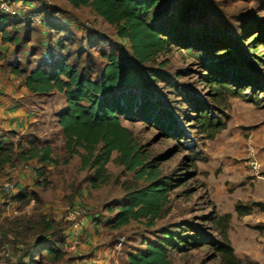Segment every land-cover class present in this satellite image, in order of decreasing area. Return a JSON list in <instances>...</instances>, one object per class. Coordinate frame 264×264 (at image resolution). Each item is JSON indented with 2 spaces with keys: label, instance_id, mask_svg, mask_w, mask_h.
I'll list each match as a JSON object with an SVG mask.
<instances>
[{
  "label": "rangeland",
  "instance_id": "rangeland-1",
  "mask_svg": "<svg viewBox=\"0 0 264 264\" xmlns=\"http://www.w3.org/2000/svg\"><path fill=\"white\" fill-rule=\"evenodd\" d=\"M6 1L19 6L21 16L12 17L0 10V17L9 19L10 32L21 38V44H5L0 34V80L18 79L12 65L33 70L53 50L59 59L72 51L70 61L93 68L94 77L107 63L104 53L119 54L129 70L124 85L115 90V97L125 106L122 125L131 130L143 163L155 166L159 171L157 181L168 184L170 190L154 226L141 219L115 228V218L127 194L149 185L148 179L137 173L142 167L129 170L115 151L106 165L109 179L94 188L95 170L84 169L80 155H71L65 146L66 138L58 124V115L67 107L64 97L58 92L40 98L34 95L31 101L36 105L31 107L38 114L37 122L18 136V143L23 147L33 141L51 143L59 164H48L44 175L34 174L28 185L20 184L9 168L0 170V264H18L20 260H32L33 264L37 259L38 264H77L89 257L93 248L87 245L93 241L92 234L86 235L88 243L76 251L64 246L73 237L66 217L76 207L85 208L99 226H95L98 238L94 237V242L98 239L117 246L124 240L113 264H128L127 255L145 250V242H159L170 230H176L179 236L188 234L191 243L184 244V249L170 250L173 264H225L215 246L227 242L242 264H264V211L257 206L246 213L237 208L239 204L245 208L264 202V0H190L195 5L187 12L193 16L192 27L206 32L210 39H184L182 42L198 44L202 49L189 52L182 45H172L147 64L139 63L128 40L120 39L116 29L90 7L77 9L68 0ZM169 1L171 6L179 3ZM201 8L207 9L206 15ZM48 11L51 19L69 23L79 35L67 49L58 42L64 33L53 34L45 25ZM88 32L100 40L89 39ZM228 47L235 48L236 55L223 53ZM204 48L215 54L208 55ZM233 58L247 62L244 72L230 69L218 73L226 76L223 86L228 89L212 83L214 63L225 64ZM248 75L253 87L241 82ZM237 88L241 95L234 94ZM204 110L225 127L210 135L199 118ZM79 151L85 153L81 148ZM13 166L21 168L22 161ZM35 166L39 165H33V173ZM7 184L9 187H5ZM20 191H36L40 201L34 197L18 201ZM43 215L51 228L44 226ZM31 218L34 223L27 227ZM16 225H25V229L19 228V237L12 232ZM103 226L107 229L102 230ZM41 241L56 244L64 250V257L56 260L47 253L37 257L36 250L41 246L32 250ZM29 248L32 253L26 256ZM104 251L99 250L101 256ZM112 252L115 258V248Z\"/></svg>",
  "mask_w": 264,
  "mask_h": 264
},
{
  "label": "trees",
  "instance_id": "trees-1",
  "mask_svg": "<svg viewBox=\"0 0 264 264\" xmlns=\"http://www.w3.org/2000/svg\"><path fill=\"white\" fill-rule=\"evenodd\" d=\"M68 1L77 9L90 7L106 23L114 27L120 39L128 40L135 59L141 64L154 61L158 55L165 52L172 45H182L190 49L189 52L194 49L195 51L202 49L198 44L191 45L189 42H182L184 39L193 40L194 37L210 39L209 34L197 30V27H192L193 16L187 14V12L190 6L192 8L195 5L190 0H179L176 6H171L169 0ZM49 11L43 21L53 34L64 33V36L61 34L58 42L60 47L67 49L72 45L73 39L75 37L79 38V35L69 23L53 21L50 18ZM200 11L205 15L207 14L206 8H201ZM10 27H12V23L9 19L6 16H1L0 34L3 42L20 46L21 38L15 37L16 35L14 36L10 32ZM193 31L197 33L194 34ZM187 32L190 34L185 36ZM88 33L91 37L92 32ZM93 35H95L94 32ZM95 37L89 39L94 40ZM96 39L100 40L99 37H96ZM254 47L251 46V49L257 50ZM234 49L228 47L223 53L234 56L236 55ZM204 50L206 52L210 51L209 48H204ZM67 53V57L64 56L59 59L54 55L53 50L46 54L47 56H43L41 62L33 70L15 64L12 65V72L22 77L27 89L36 96H48L58 92L64 97L67 107L58 115V124L66 138L65 146L71 155H80L84 169L91 168L95 170V177L92 179L94 188L99 187V182L105 183L109 179L106 165L110 162L115 151L122 155L123 163L126 164L129 170L136 171L139 167H142L137 173L140 178L148 179L149 185L127 194V199L115 218L114 227L117 229L122 228L132 221L141 219H146L150 226H154L167 204V193L170 189L168 184L157 181L159 171L154 168L155 166L143 163L138 154L139 148L132 138L131 130L122 125L121 115L126 113L124 112L125 106L115 97V90L124 85L129 70L125 69L124 64L120 61L119 54L104 53L107 63L101 74L94 77L93 68H86L83 64L78 66L75 62H71L70 58L73 53L72 51ZM214 54L208 53V55ZM255 58L257 57L255 56ZM243 65L248 64L247 62L243 64L239 58L238 60L233 58L225 64L214 63L215 67L212 65L213 70H211V73L215 78H211L212 83L228 89V86H223L225 85L223 83L226 76L218 75V73L230 69L233 71L239 69L242 73L244 72ZM249 71L253 70L249 69ZM249 81L250 76L248 75L241 82H246L248 83L246 86L253 87ZM239 91L240 89H235L234 94L241 95ZM203 112L204 114H201L199 118L210 135L216 134L225 127L220 121L215 120L209 113H206L205 110ZM79 148L83 149L85 153H80ZM31 159H36L35 161L41 164L37 168L35 166L40 177L44 175L48 164H59V161L53 156L51 145L40 147L38 143L33 141L29 149V147H23L21 142L16 144L15 142L0 141V170L7 164L14 165L18 160L29 161ZM65 162L68 163V160ZM31 197L40 201L36 191H20L17 195L18 201L28 200ZM253 206H257L264 211V202H256L245 208L242 204H239L237 208L240 211L244 209L246 213L250 212ZM42 217L44 226L51 228V223L46 221L44 215ZM32 223H34L33 218L25 225L28 227V224ZM37 224H40V222H37ZM25 225L23 227L18 225L12 227V232L16 237L21 235L19 228L23 230ZM2 232L3 229L0 226V242H2ZM164 234V238L157 243L145 242V250L131 252L128 256L129 264H173L170 258V250L176 247L184 249L186 243L191 245L188 241V234L179 236L176 230H170ZM176 239H178L177 243H175ZM36 246H41L36 250L35 255L37 257H42L45 253L54 256L56 260L64 257V250L59 249L54 243L46 245L44 241L34 245L33 250L29 248L25 255L30 256L29 253H32ZM31 250L32 252H30ZM215 250L225 264H242L229 242L216 245ZM37 260L33 264H38ZM31 261L24 263L23 260H20L18 264H30Z\"/></svg>",
  "mask_w": 264,
  "mask_h": 264
},
{
  "label": "crops",
  "instance_id": "crops-1",
  "mask_svg": "<svg viewBox=\"0 0 264 264\" xmlns=\"http://www.w3.org/2000/svg\"><path fill=\"white\" fill-rule=\"evenodd\" d=\"M18 76V75H17ZM18 76V79L12 80V81H6L1 79L0 80V141H8V142H15L18 144V136L23 135L26 133V130L30 126V128L33 126V123L37 122V116L38 114L34 113L32 110V106L36 105L33 100L34 94H32L27 87L25 86L24 79ZM39 97V96H38ZM32 98V99H31ZM40 98V97H39ZM30 100V101H29ZM29 101V103H28ZM40 147L42 146H48L51 145V143L47 142H38ZM30 145H27L26 147H29ZM52 146V145H51ZM36 159H31L29 161H26L27 165L25 164L20 168V166H13L12 174L15 175L16 179H19L20 184L28 185L33 175H38V173L34 169L33 173V165H39L40 163H37L35 161ZM24 161V160H23ZM22 161V163H23ZM10 165V164H7ZM19 169H22L21 171ZM93 222V223H92ZM97 223L94 220V217L90 219L88 226L85 229L86 235L92 234L90 238H92V242H89L87 245L93 248L91 254L89 257L84 258L83 261L86 264H113V260L116 261L118 259L119 254L122 252L121 250H118L116 248V245H112L111 242H97L98 239L94 242V237L96 236V230L95 226L98 229L99 226L96 225ZM99 224V223H98ZM107 229L106 226H103L102 230ZM98 238V237H97ZM88 243V242H86ZM85 243V244H86ZM108 248V249H107ZM115 248V258L113 252L111 251ZM101 249H105V253L100 255ZM120 249V248H119ZM109 251V252H107ZM137 252V251H132ZM111 253V254H110ZM105 255L106 259H102V257ZM117 255V256H116ZM111 256V257H110ZM127 255V263L129 264V259ZM112 260V261H111Z\"/></svg>",
  "mask_w": 264,
  "mask_h": 264
},
{
  "label": "built area",
  "instance_id": "built-area-1",
  "mask_svg": "<svg viewBox=\"0 0 264 264\" xmlns=\"http://www.w3.org/2000/svg\"><path fill=\"white\" fill-rule=\"evenodd\" d=\"M0 10L3 12L5 15H10L12 17H18L21 16V11L18 7H15L13 4H9L6 0L2 1V4L0 6ZM53 16V15H52ZM30 18V17H29ZM33 20L35 17H31ZM53 21H59V18L52 17ZM26 161H23V166L26 164ZM27 165V164H26ZM28 166V165H27ZM7 168H9V171H13V166L12 165H7L3 167V171H5ZM254 170L258 171L257 167L253 168ZM9 184L5 187H9ZM14 188V186H13ZM15 189V188H14ZM70 222H71V228L73 232V237L67 240L64 244L66 248L72 251H76L81 247V244L84 242L86 243V233L85 229L88 226L89 222V214L87 210L83 207H76V209H71L68 211L67 217H66ZM124 240L121 239L120 242H118L116 248L119 249L121 246H123ZM77 264H86L83 261H78Z\"/></svg>",
  "mask_w": 264,
  "mask_h": 264
}]
</instances>
